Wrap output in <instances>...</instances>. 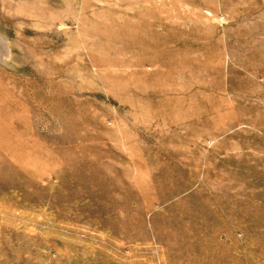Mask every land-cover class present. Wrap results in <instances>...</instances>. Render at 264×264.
Segmentation results:
<instances>
[{
    "label": "rangeland",
    "instance_id": "374dc122",
    "mask_svg": "<svg viewBox=\"0 0 264 264\" xmlns=\"http://www.w3.org/2000/svg\"><path fill=\"white\" fill-rule=\"evenodd\" d=\"M0 264H264V0H0Z\"/></svg>",
    "mask_w": 264,
    "mask_h": 264
}]
</instances>
